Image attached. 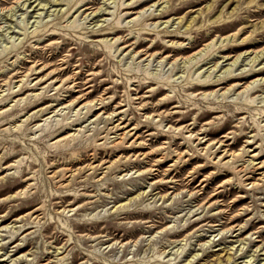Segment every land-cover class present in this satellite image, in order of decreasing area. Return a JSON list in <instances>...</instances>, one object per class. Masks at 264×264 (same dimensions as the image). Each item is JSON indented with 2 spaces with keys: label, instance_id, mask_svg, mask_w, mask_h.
<instances>
[{
  "label": "rangeland",
  "instance_id": "374dc122",
  "mask_svg": "<svg viewBox=\"0 0 264 264\" xmlns=\"http://www.w3.org/2000/svg\"><path fill=\"white\" fill-rule=\"evenodd\" d=\"M74 1L0 0V264H264V0Z\"/></svg>",
  "mask_w": 264,
  "mask_h": 264
},
{
  "label": "bare ground",
  "instance_id": "6f19581e",
  "mask_svg": "<svg viewBox=\"0 0 264 264\" xmlns=\"http://www.w3.org/2000/svg\"><path fill=\"white\" fill-rule=\"evenodd\" d=\"M83 2V5H81V7L80 8H83V10H82V12H85V11H87V10H89L90 9V7L91 6H88V4L89 3H84L85 2V0H75L74 1V5L75 4H78V3H82ZM123 2L122 3H120V4H118V6H117V9L118 8H120L121 7V9H123ZM70 8H72V7H70ZM158 12H159V10H158ZM157 12V13H158ZM262 13V12H261ZM160 16H162V14H160ZM146 18H150V19H153V18H155V16H153L151 13L150 14H148L147 16H146ZM145 18V19H146ZM218 20H220V18L218 19ZM146 21V20H145ZM182 20H180V22H181ZM192 22V21H191ZM191 22L189 21L188 22V24L187 25H185L184 26V29L185 30H189L190 28H191ZM187 23V22H186ZM118 24V23H117ZM117 26V25H116ZM50 34H53V33H50ZM229 37V36H228ZM233 40H234V36L232 35V36H230ZM232 40V41H233ZM138 45H140V44H138ZM215 45V44H214ZM155 47V46H154ZM205 48H208V46H206ZM201 52L199 51V53L198 54H200ZM145 54V53H144ZM264 54V48H262L259 52H255V54H254V56L250 59V61L249 62H251L252 64L255 62V61H257V59L260 57V56H262ZM238 58V57H237ZM237 58H235V61H237ZM234 61V62H235ZM233 62V63H234ZM232 63V64H233ZM252 66V65H251ZM257 66V65H256ZM252 70V69H251ZM225 71V70H224ZM248 71H250V70H248ZM260 71H262V70H259L258 72H260ZM251 72V71H250ZM257 72V73H258ZM229 74H231V71H228L227 73H224V76L223 77H217L218 79H214V77H216L215 75L213 76V77H210V75L209 76H206V77H204L202 80H200V78L197 80V82H201V84L200 85H197V86H199V87H202V88H210V87H212V85L213 84H215L216 83V85H218L219 83V81H221V80H223L225 77H227V76H229ZM254 74V73H253ZM221 75V74H220ZM25 77H26V75H25ZM231 78H235V77H231ZM240 78V81L241 80H243V79H245L244 77H239ZM75 79V78H74ZM214 79V82H212V80ZM67 79H65V81H66ZM62 82H64V81H62ZM210 82H212V83H210ZM65 83V82H64ZM218 83V84H217ZM25 84H27L28 86L30 85V82H27V79H26V82L22 85V86H20V88L17 90V91H15L16 92V95H18V94H20L21 93V91H24V90H28V86L26 85L25 86ZM243 83H240V82H236V83H234L228 90H227V92L229 91H233V92H235L236 90H238L239 89V87H240V85H242ZM252 84H254V83H250V84H247V85H245V87H244V91H243V93H246V96H251L254 92H256V90L258 89V88H260V90H262V89H264V80L263 81H261V83H259V81H258V84L257 85H255V86H253ZM65 84H62V86H60L59 87V90L64 86ZM34 86V85H33ZM50 87H53V86H50ZM32 88V87H31ZM57 89V88H56ZM55 89V90H56ZM58 90V91H59ZM161 90H164V89H161ZM149 91V90H148ZM71 92H78V91H71V89H66V93H71ZM159 92L160 91H158V92H156V91H153V94H152V96H157L158 94H159ZM13 94V93H12ZM86 94H88V93H86ZM86 94H84V95H86ZM37 96V95H36ZM216 100V99H215ZM245 102L246 103H248L249 105H247V106H250V103H251V101H247V100H245ZM83 108V107H82ZM85 108V107H84ZM94 107H86V113L88 114L92 109H93ZM255 110V108H252L251 107V110ZM83 110V109H82ZM236 113H235V115H234V117L235 116H237V115H239V114H241L242 113V111L240 110V107H236ZM219 113V111H209V113ZM257 112H258V114H261L262 115V117H264V110H259V109H257ZM177 112H174V114H176ZM1 114V113H0ZM124 127H119V125H115V126H113L112 128H110V129H108V131H109V133L111 132H116V131H119V130H121V129H123ZM108 133V134H109ZM115 134V133H114ZM71 136H73V135H71ZM70 136H68L67 138H69ZM130 137V135L128 134V133H122V134H119V136H118V140L116 139L115 141H118V142H121V141H123V140H125V139H127V138H129ZM242 137H245V134H243L242 136H241V138ZM132 139V138H131ZM236 140H239V139H236ZM62 141V140H61ZM115 141H113V144H116V143H118V142H115ZM115 142V143H114ZM127 142V141H126ZM250 144V143H249ZM236 145H238V141L236 142V143H232L231 145H230V147L231 148H234V147H236ZM213 147H210L209 145L205 148V152L206 153H208L211 149H212ZM244 153H246V151H241L240 153H234V152H231L229 155H227L229 158H230V161H233L234 159H235V157H240V156H242ZM226 154H227V152H224L223 154H222V156H220V157H218V162H219V164H221V161L223 160V158L226 156ZM160 155V154H159ZM163 157V156H162ZM252 158H253V156H251ZM245 162H247V161H245ZM249 162V161H248ZM226 163H228V161H226L225 163H222L221 165H223V164H226ZM261 168H262V166L261 165H258V166H255V165H253L252 163H248V165H246V166H242L241 165V168H239V169H237V171H238V173H243V172H245V173H247V171L246 170H250V169H252L253 171H256V170H261ZM236 170V169H235ZM259 172V171H258ZM258 174H260L262 177H264V172H262V173H258ZM260 176V177H261ZM22 194V193H21Z\"/></svg>",
  "mask_w": 264,
  "mask_h": 264
}]
</instances>
